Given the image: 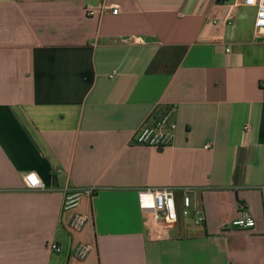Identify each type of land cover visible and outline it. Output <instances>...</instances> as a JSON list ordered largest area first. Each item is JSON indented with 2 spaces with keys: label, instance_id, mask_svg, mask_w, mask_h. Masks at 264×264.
<instances>
[{
  "label": "crops",
  "instance_id": "1",
  "mask_svg": "<svg viewBox=\"0 0 264 264\" xmlns=\"http://www.w3.org/2000/svg\"><path fill=\"white\" fill-rule=\"evenodd\" d=\"M102 4L119 13L88 16ZM257 11L243 0H0V264H264ZM162 107L174 110V144H136ZM31 172L46 190L26 189ZM165 187L179 207L170 226L139 204ZM77 189L93 194L64 211ZM185 189L204 224L183 215ZM242 204L256 227L226 228ZM76 213L89 216L81 231ZM80 244L94 247L84 261Z\"/></svg>",
  "mask_w": 264,
  "mask_h": 264
},
{
  "label": "built area",
  "instance_id": "2",
  "mask_svg": "<svg viewBox=\"0 0 264 264\" xmlns=\"http://www.w3.org/2000/svg\"><path fill=\"white\" fill-rule=\"evenodd\" d=\"M243 4L249 7H256L257 18L255 22L256 36L264 37V0H243ZM88 16L111 12L114 15L119 13V7H108L102 4L98 7L88 6L86 9ZM117 72L114 71L111 77H115ZM173 109L168 107L158 108L150 119L137 131L134 136V142L138 145L152 148H167L174 144L177 124L172 120ZM249 129V128H248ZM210 149L211 145H206ZM24 183L27 190L38 191L46 190L47 186L41 177L31 172L25 175ZM190 189L183 191V215L191 218L196 225H202L206 222V215L199 207L194 206ZM92 189L73 190L67 193L64 202V211L76 210L85 195H92ZM139 204L144 214H149L154 222L163 223L167 226L175 224L179 220V207L172 188H148L139 192ZM242 215L226 228L254 229L256 222L250 216L245 205H241ZM89 221V216L76 213L71 222V227L75 231H81ZM53 253L63 252V247L56 242L49 244ZM94 247L89 244H80L74 249V256L80 260H86L93 252Z\"/></svg>",
  "mask_w": 264,
  "mask_h": 264
},
{
  "label": "trees",
  "instance_id": "3",
  "mask_svg": "<svg viewBox=\"0 0 264 264\" xmlns=\"http://www.w3.org/2000/svg\"><path fill=\"white\" fill-rule=\"evenodd\" d=\"M220 1H221V0H220ZM181 50L185 51V50H187V48H183V49H181ZM153 70H154V67L152 66V68L150 69V72L153 71Z\"/></svg>",
  "mask_w": 264,
  "mask_h": 264
}]
</instances>
